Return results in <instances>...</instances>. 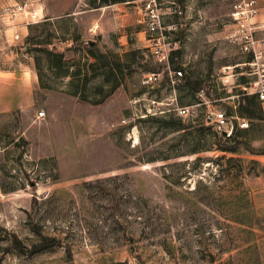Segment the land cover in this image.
<instances>
[{
	"label": "rangeland",
	"instance_id": "obj_1",
	"mask_svg": "<svg viewBox=\"0 0 264 264\" xmlns=\"http://www.w3.org/2000/svg\"><path fill=\"white\" fill-rule=\"evenodd\" d=\"M236 1L175 0L170 14L164 3L163 23L175 26L171 67L199 75L207 105L253 124L255 153L216 150L201 118H181L185 129L161 120L178 116L143 0H0V70L16 77L0 86V264H264V104L262 119L236 114L257 80L232 38ZM26 21L39 22L5 34ZM88 38L121 65L111 82L90 68ZM153 71L160 80L144 86ZM176 97L195 101L182 88Z\"/></svg>",
	"mask_w": 264,
	"mask_h": 264
},
{
	"label": "built area",
	"instance_id": "obj_2",
	"mask_svg": "<svg viewBox=\"0 0 264 264\" xmlns=\"http://www.w3.org/2000/svg\"><path fill=\"white\" fill-rule=\"evenodd\" d=\"M136 1V0H135ZM142 8L145 9L148 17L146 20L141 18V21L146 22L145 35L148 42V48L154 59L164 68L167 74L168 84L171 88L173 98L172 110L177 116L188 120H196L201 118L206 124L213 125L217 131L219 128L229 130L230 120L235 119V125L243 129L248 126L245 119L235 118V116L227 115L224 110H219L211 106L203 109L208 101L204 100L201 90L197 93L198 101L189 105H179L176 97V87L179 79L183 76L182 68L171 67V53L176 47V41L172 38L171 31L174 29L173 24L168 26L163 23L162 5L169 3V13H180V7L175 0H143ZM33 17L37 16V12L33 11ZM231 21L234 26L232 38L241 47L243 53L249 54L251 60L249 65L253 66V73L257 75V80L253 83L250 90H246V94H256L258 100L264 104V37H257L259 30H264V18L257 20L258 17L264 16V0H237L232 7ZM97 24L94 28H97ZM16 39H19L16 36ZM160 80L159 72H148L143 76L142 83L146 87H153ZM163 111H159L161 113ZM156 113V112H155ZM45 113L39 112L38 118H43ZM234 121V120H233Z\"/></svg>",
	"mask_w": 264,
	"mask_h": 264
},
{
	"label": "trees",
	"instance_id": "obj_3",
	"mask_svg": "<svg viewBox=\"0 0 264 264\" xmlns=\"http://www.w3.org/2000/svg\"><path fill=\"white\" fill-rule=\"evenodd\" d=\"M118 1H126V0H112L111 2L115 3ZM133 32H138V29L135 28ZM131 40L133 39L131 38L130 42ZM52 46L48 48V54L51 55V57L53 58L52 64L63 66L64 52L59 51L56 48H53ZM87 50L95 58V61L90 63V68L94 71L96 70V68H108L109 75L108 77H106L107 78L106 81L111 82V76L115 75V72L117 70H120L121 65H119L118 63H114V61L110 60L106 54L100 53L96 49V44L92 47L88 46ZM174 68L176 69L179 67H174ZM66 74L68 76L78 77L80 74V71H75L72 73H68L67 71ZM88 80H89L88 76H86L84 83H87ZM117 86H118V81H116L113 85H111L108 93L105 94L97 102L99 103L103 102L104 98L110 93H112V91ZM181 88L183 90H187L190 93V96L192 97V99L194 100L196 93L204 89V81L195 72L190 71V72H186L185 74L183 72V76L179 79V83L176 87V93H177V89H181ZM78 94L81 95V93H78ZM82 100H87V99L82 98ZM259 102L260 101L258 100L256 94L248 95L245 93L244 97L240 101V107L236 111V114L242 117H246L249 120L262 119V113H261L262 109H261V106L259 105ZM229 114L230 113H228L227 115ZM161 120H163V122H165L166 125L169 124V125H172L173 127H181V129H185V127H183V121L181 117L179 116L174 119L167 120V121H165L164 119H161ZM196 120H193V121H196ZM212 129H214L212 125H207L205 130H207L208 131L207 133L213 137L212 143H213V147H215L216 150L222 153H234L235 154V153H240V147L241 145L242 146L244 145L247 151L251 153H255L254 149L251 147L249 143V135L253 131V124L250 127L243 128V129L239 127H235L233 133L230 136L222 135L219 131L212 130ZM202 151H203V148H200V147H195L193 150L194 153H198ZM36 246H38L36 248H40V247H43L44 245L40 243L39 245H36Z\"/></svg>",
	"mask_w": 264,
	"mask_h": 264
},
{
	"label": "crops",
	"instance_id": "obj_4",
	"mask_svg": "<svg viewBox=\"0 0 264 264\" xmlns=\"http://www.w3.org/2000/svg\"><path fill=\"white\" fill-rule=\"evenodd\" d=\"M33 11H36L37 12V16L38 15H42L43 14V7H41V8H38V9H35V10H33ZM25 13H27V12H25ZM32 13V12H31ZM17 14V13H16ZM15 14V15H16ZM168 14V13H167ZM170 14V13H169ZM18 15V14H17ZM60 16H57L56 18H59ZM16 16H15V20H16ZM32 18H35V17H31V19ZM262 18H264V16H260V17H258L257 18V20H261ZM0 19H1V8H0ZM37 22H39V21H31V22H28V21H26L25 22V25L23 26V25H16L17 23H13L11 26H8L7 28L5 27L4 28V32H5V34L7 35V36H11L12 35V37H13V40H18V39H16V36H18L19 37V39H20V33L23 35V36H26L27 34H28V30L30 29V26L31 25H33V24H37ZM233 28H234V26H233ZM2 30V27H1V23H0V31ZM18 31H20V33H18ZM144 34H145V32H144ZM8 78V80H9V82H10V80H11V78H16L15 77V74L12 72V71H5V70H0V86H2L3 84H4V82H7V81H4V80H6ZM32 78H36V77H33V75H32ZM33 80V79H32ZM32 80H31V82H32ZM37 80V79H36ZM167 83H168V79H167ZM169 85V84H168ZM170 87V86H169ZM198 93V92H197ZM197 93H196V95H197ZM195 95V101L194 102H196V100L198 101L199 99H197V96ZM248 95H251V94H248ZM194 102H190L189 104H192V103H194ZM7 102H4V107L2 108V110H4V111H7V110H10V107L8 106L7 107ZM188 104V105H189ZM211 107V105H207L206 107H205V109L206 108H210ZM214 108H215V106H213ZM235 107V106H234ZM217 109V108H216ZM235 118H240V117H238L237 115L235 116ZM240 119H242V118H240Z\"/></svg>",
	"mask_w": 264,
	"mask_h": 264
},
{
	"label": "water",
	"instance_id": "obj_5",
	"mask_svg": "<svg viewBox=\"0 0 264 264\" xmlns=\"http://www.w3.org/2000/svg\"><path fill=\"white\" fill-rule=\"evenodd\" d=\"M99 4H105V5H109L111 4V0H97ZM85 42L88 44L89 47H92L96 44V40H93V39H85ZM28 48V46H27ZM236 125H235V122L230 120V129L229 130H226V129H222V128H219V132L222 134V135H225V136H230L234 129H235Z\"/></svg>",
	"mask_w": 264,
	"mask_h": 264
}]
</instances>
